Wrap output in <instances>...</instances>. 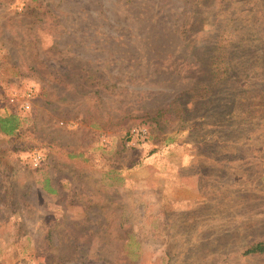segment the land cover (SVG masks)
I'll use <instances>...</instances> for the list:
<instances>
[{"label": "rangeland", "instance_id": "1", "mask_svg": "<svg viewBox=\"0 0 264 264\" xmlns=\"http://www.w3.org/2000/svg\"><path fill=\"white\" fill-rule=\"evenodd\" d=\"M191 1L0 0V264H264V0Z\"/></svg>", "mask_w": 264, "mask_h": 264}, {"label": "trees", "instance_id": "2", "mask_svg": "<svg viewBox=\"0 0 264 264\" xmlns=\"http://www.w3.org/2000/svg\"><path fill=\"white\" fill-rule=\"evenodd\" d=\"M199 0H192L190 7H192V4L199 5ZM183 31H185V36L187 39L190 38V31L189 29L184 25ZM18 122L19 118L18 116L14 114H8L4 116H0V133L3 135H12L14 134L18 129ZM52 190V189H50ZM53 191V190H52ZM244 256H260L264 255V242L257 241L249 244L247 248L242 253Z\"/></svg>", "mask_w": 264, "mask_h": 264}]
</instances>
